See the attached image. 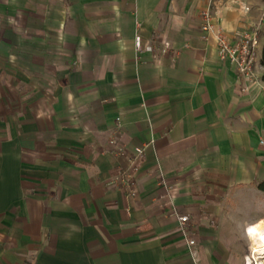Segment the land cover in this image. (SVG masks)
Returning a JSON list of instances; mask_svg holds the SVG:
<instances>
[{
  "label": "crops",
  "instance_id": "0c3cea01",
  "mask_svg": "<svg viewBox=\"0 0 264 264\" xmlns=\"http://www.w3.org/2000/svg\"><path fill=\"white\" fill-rule=\"evenodd\" d=\"M207 7L0 0V264H245L264 220V0H223L214 22L234 40L262 20L254 82L219 58ZM141 147L131 196L116 178Z\"/></svg>",
  "mask_w": 264,
  "mask_h": 264
},
{
  "label": "built area",
  "instance_id": "2783aa9c",
  "mask_svg": "<svg viewBox=\"0 0 264 264\" xmlns=\"http://www.w3.org/2000/svg\"><path fill=\"white\" fill-rule=\"evenodd\" d=\"M223 0H208V7L203 12V25L202 28L206 32L215 31L218 56L222 61L231 62L237 72L249 82H254L258 77V69L261 68L257 63V50L260 46V32L262 27V20L255 23L251 28L244 30L239 33L237 37L233 40L223 28H215V16L219 12V6ZM246 11L250 10L249 6L245 7ZM139 26V24H138ZM169 43H164L160 50L165 53L169 50ZM136 48L138 51H143L144 49L153 52L157 48L155 43L148 45L144 48L141 44L140 37H137ZM114 141V140H113ZM260 143L264 146V138L260 140ZM118 154H124L125 149L120 148L117 150ZM145 155V148H137L135 153L130 159V166L123 168L116 182L131 196H136L138 193L136 174L138 170L139 162H141ZM180 223L183 231L188 234L194 228L192 219L188 214H181ZM196 241L194 239H189L188 244L191 248ZM192 255L196 256V252L191 249ZM248 255L245 257V264L253 261Z\"/></svg>",
  "mask_w": 264,
  "mask_h": 264
},
{
  "label": "bare ground",
  "instance_id": "6f19581e",
  "mask_svg": "<svg viewBox=\"0 0 264 264\" xmlns=\"http://www.w3.org/2000/svg\"><path fill=\"white\" fill-rule=\"evenodd\" d=\"M249 237L252 242V252L254 257L250 258L253 260L249 264H264V221L257 222L250 226Z\"/></svg>",
  "mask_w": 264,
  "mask_h": 264
},
{
  "label": "rangeland",
  "instance_id": "374dc122",
  "mask_svg": "<svg viewBox=\"0 0 264 264\" xmlns=\"http://www.w3.org/2000/svg\"><path fill=\"white\" fill-rule=\"evenodd\" d=\"M258 210V212H260V215H262V214H264V207H261V208H259V209H257ZM264 221V220H263ZM255 223H257V222H255ZM255 223H253V224H255ZM253 224H251V225H253ZM250 257H254L253 255H254V253L252 252V242L250 241V249H249V254H248ZM259 260H263L264 261V259H259Z\"/></svg>",
  "mask_w": 264,
  "mask_h": 264
},
{
  "label": "trees",
  "instance_id": "16d2710c",
  "mask_svg": "<svg viewBox=\"0 0 264 264\" xmlns=\"http://www.w3.org/2000/svg\"><path fill=\"white\" fill-rule=\"evenodd\" d=\"M264 19V16H263ZM262 65L264 66V49H263V54H262V60H261ZM263 80H264V74H263ZM259 189L264 191V181L260 182L258 185Z\"/></svg>",
  "mask_w": 264,
  "mask_h": 264
}]
</instances>
